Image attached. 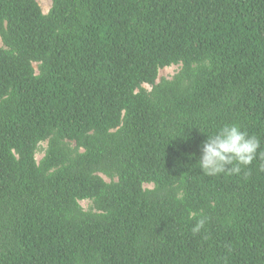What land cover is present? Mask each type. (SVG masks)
<instances>
[{
	"label": "trees",
	"instance_id": "obj_1",
	"mask_svg": "<svg viewBox=\"0 0 264 264\" xmlns=\"http://www.w3.org/2000/svg\"><path fill=\"white\" fill-rule=\"evenodd\" d=\"M0 42V264H264V0H0Z\"/></svg>",
	"mask_w": 264,
	"mask_h": 264
},
{
	"label": "clouds",
	"instance_id": "obj_2",
	"mask_svg": "<svg viewBox=\"0 0 264 264\" xmlns=\"http://www.w3.org/2000/svg\"><path fill=\"white\" fill-rule=\"evenodd\" d=\"M259 148L260 140L256 136L235 123L224 124L202 142L197 167L208 176L240 174L242 166L247 167L257 159ZM259 155L264 159V153ZM259 168L264 171V164ZM204 225L205 220L200 219L191 230L198 233Z\"/></svg>",
	"mask_w": 264,
	"mask_h": 264
},
{
	"label": "rangeland",
	"instance_id": "obj_3",
	"mask_svg": "<svg viewBox=\"0 0 264 264\" xmlns=\"http://www.w3.org/2000/svg\"><path fill=\"white\" fill-rule=\"evenodd\" d=\"M37 3L39 4L42 12L46 13L50 7H51V0H36ZM1 45V42H0ZM34 67H36V64H34ZM180 69V64L177 65H171L168 67H163L158 71V76H157V81H159V79L161 77L164 78H171L176 72H178ZM144 88H146L147 90L150 89V87L148 85H144ZM40 146L43 148L46 146V142H42L40 144ZM43 155V152L39 151L36 153L35 157L36 160H39L41 158V156ZM105 181H108V179L106 177H104ZM144 187H151V185H147L145 184ZM80 205L83 207V209L87 210L90 207V201L89 200H82L79 202Z\"/></svg>",
	"mask_w": 264,
	"mask_h": 264
},
{
	"label": "bare ground",
	"instance_id": "obj_4",
	"mask_svg": "<svg viewBox=\"0 0 264 264\" xmlns=\"http://www.w3.org/2000/svg\"><path fill=\"white\" fill-rule=\"evenodd\" d=\"M145 85V84H144Z\"/></svg>",
	"mask_w": 264,
	"mask_h": 264
}]
</instances>
